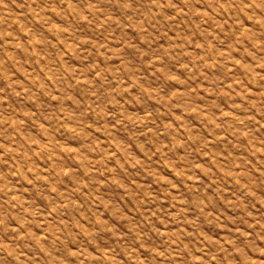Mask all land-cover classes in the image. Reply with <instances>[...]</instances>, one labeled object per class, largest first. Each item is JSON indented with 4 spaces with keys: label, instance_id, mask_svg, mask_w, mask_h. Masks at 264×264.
I'll return each mask as SVG.
<instances>
[{
    "label": "rangeland",
    "instance_id": "obj_1",
    "mask_svg": "<svg viewBox=\"0 0 264 264\" xmlns=\"http://www.w3.org/2000/svg\"><path fill=\"white\" fill-rule=\"evenodd\" d=\"M0 264H264V0H0Z\"/></svg>",
    "mask_w": 264,
    "mask_h": 264
}]
</instances>
